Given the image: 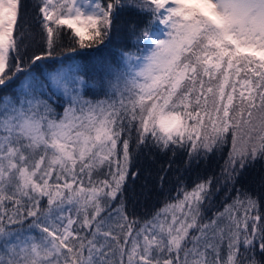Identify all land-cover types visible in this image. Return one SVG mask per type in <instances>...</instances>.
I'll return each mask as SVG.
<instances>
[{
	"label": "snow or ice",
	"instance_id": "1",
	"mask_svg": "<svg viewBox=\"0 0 264 264\" xmlns=\"http://www.w3.org/2000/svg\"><path fill=\"white\" fill-rule=\"evenodd\" d=\"M31 7L0 0V264H264V180L239 183L264 162V0ZM153 153L161 189L178 154L223 164L141 217Z\"/></svg>",
	"mask_w": 264,
	"mask_h": 264
},
{
	"label": "trees",
	"instance_id": "2",
	"mask_svg": "<svg viewBox=\"0 0 264 264\" xmlns=\"http://www.w3.org/2000/svg\"><path fill=\"white\" fill-rule=\"evenodd\" d=\"M23 3L27 5L28 17L34 14L32 4L34 0H23ZM134 17L125 15L121 17V26L126 24ZM67 31V30H66ZM63 43L67 47L71 43V38L67 35L63 37ZM115 44V42H114ZM230 148V144L224 149V157L227 156V152ZM172 159L171 154L167 156L159 153H153L151 156H141L138 161L135 162L133 171L139 170L140 175L135 180H129L130 192L139 197L140 203L137 205V215L143 217L146 211L152 210L154 207H159L161 201L167 196H174L178 187L176 177L179 176L189 186L192 185L198 177L210 175L213 172H218L220 166L223 164V158L220 154H216L205 162L201 161L199 165L193 164L188 171L184 170L183 162L186 159V155L178 154L173 163L172 171L168 173V180L164 183L163 189L159 185V175L162 173L160 169L166 168L169 160ZM179 168L180 171L175 170ZM262 180H264V162H257L252 167L248 168L240 177V185L249 188L253 191H259L261 188ZM144 192L148 197L145 199L139 194ZM223 193L218 195L215 200V204L212 206L209 215L220 208L223 204Z\"/></svg>",
	"mask_w": 264,
	"mask_h": 264
}]
</instances>
